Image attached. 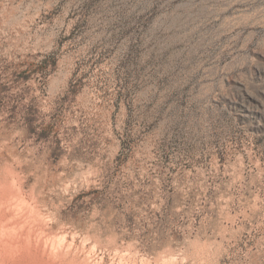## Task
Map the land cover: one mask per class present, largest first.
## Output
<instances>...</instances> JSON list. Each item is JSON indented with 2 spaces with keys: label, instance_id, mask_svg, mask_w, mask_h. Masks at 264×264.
Returning <instances> with one entry per match:
<instances>
[{
  "label": "rangeland",
  "instance_id": "rangeland-1",
  "mask_svg": "<svg viewBox=\"0 0 264 264\" xmlns=\"http://www.w3.org/2000/svg\"><path fill=\"white\" fill-rule=\"evenodd\" d=\"M0 264H264V0H0Z\"/></svg>",
  "mask_w": 264,
  "mask_h": 264
},
{
  "label": "bare ground",
  "instance_id": "bare-ground-1",
  "mask_svg": "<svg viewBox=\"0 0 264 264\" xmlns=\"http://www.w3.org/2000/svg\"><path fill=\"white\" fill-rule=\"evenodd\" d=\"M20 258V257H19ZM5 260V259H4Z\"/></svg>",
  "mask_w": 264,
  "mask_h": 264
}]
</instances>
